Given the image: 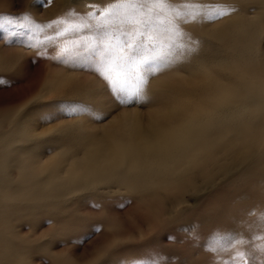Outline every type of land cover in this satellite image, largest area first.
<instances>
[{
	"label": "rangeland",
	"instance_id": "rangeland-1",
	"mask_svg": "<svg viewBox=\"0 0 264 264\" xmlns=\"http://www.w3.org/2000/svg\"><path fill=\"white\" fill-rule=\"evenodd\" d=\"M107 2L110 0H0V13H31L37 22L47 23L65 16L70 10L83 13L87 11L86 4L99 6ZM176 2L182 3L183 0ZM201 2L231 5L238 11L214 23L197 20L183 25L193 40L199 42L198 54L189 63L152 79L148 88L150 102L126 107H121L106 81L91 67L63 65L51 58L56 55L53 48L44 54L36 49L17 46L15 41L9 46L4 42L6 33L0 28V78L5 80V84L0 85V158L6 156L9 160L3 175L14 185L7 196H0V222H6L4 238L11 244L6 252H17L14 262L1 257L6 264H121V261L130 264L131 260L144 256L150 250L165 254L169 258L168 264H215L216 254L205 250V245L216 231L243 234L251 241L243 246L246 251H253V243L259 244V240L252 241V237L264 236V227L260 226L259 220L260 214L264 213V176L255 184H249L246 181L248 177L243 178L246 174L251 175L252 170L247 168L253 163L244 148H240L241 152L239 148L234 149L226 155L227 158L223 156L214 162L209 168L212 171H203L197 165L190 185L181 191L154 188L153 185L143 190L129 189L132 185L106 180L93 190L63 192L65 194L60 193L59 196L49 190L44 192L42 200H35L29 199V192L21 188L19 173L22 167L41 170L40 166L59 162L67 169L73 161L87 157L94 144L105 143L107 136L124 118L136 115L147 128L151 117L174 110L177 96L167 83L173 80L178 87L189 89L191 83L198 85L203 82L202 60L207 62V75L221 83V90L199 91L190 110L200 109L203 99L223 94L221 91L244 90L236 98L228 95L226 99L231 101L263 97L264 0ZM243 19L258 24L257 29L252 28L253 36L248 37L253 40L252 59L263 66L257 73L243 71V67L228 65L225 61L224 66L218 64V58L226 59L233 52L231 45L237 44L238 40L230 37V31L233 22L243 27ZM213 30L223 36L222 45L210 37ZM215 60L217 63L213 62ZM220 73L238 76L236 84L230 86L221 79ZM241 73H245L243 78ZM70 77L76 83L72 93V86L67 84L70 81L66 80ZM52 82L60 85L56 87L60 90H54ZM251 89L253 93L248 95L246 91ZM65 102L85 111L69 115L59 107ZM250 111L253 112L252 109ZM96 113L103 114V122H98ZM49 114L50 121L45 122L42 117ZM256 115L258 121L262 120L264 110ZM146 130L148 134L151 131L150 128ZM258 150L261 151L260 148ZM238 151L240 155L236 154ZM47 174L43 172L42 177ZM198 174H202L201 178ZM150 194L164 195L163 206L167 208L164 211L169 212L168 215L157 218L149 211L150 199L146 197H152ZM176 199H180V203ZM7 206L12 209H6ZM97 225L101 227L98 233L94 230ZM193 233L200 236L199 241L192 239ZM249 264L257 262L250 259Z\"/></svg>",
	"mask_w": 264,
	"mask_h": 264
},
{
	"label": "bare ground",
	"instance_id": "bare-ground-1",
	"mask_svg": "<svg viewBox=\"0 0 264 264\" xmlns=\"http://www.w3.org/2000/svg\"><path fill=\"white\" fill-rule=\"evenodd\" d=\"M243 22V27L233 22L234 25L231 31L229 30L231 32L230 37L236 38L238 42L237 44L231 45L233 52L226 59L218 58V64L222 65L225 61L228 65L231 63L234 66L243 67V71L257 73V70L259 68L263 69V66L257 63V60L254 58L252 59L251 44L253 40L248 37L253 36L251 34V31L253 32L252 28L254 26V29H257L258 24L250 21L245 22L244 19ZM210 33V37H213L217 43H221L222 45L223 36L219 34L217 30H213ZM208 60L210 61V59H207V61ZM213 62L217 63L216 60ZM206 63L205 60H202L201 70H204L203 73L205 76L203 75V82H199L198 85L194 83L190 85V82L187 81V84H189L191 88L183 89V87H178L173 80L167 83L168 88L177 96L174 110H169L166 113H160L151 117L147 128H145V125L136 115L124 118V120L117 123L115 126L117 129H113L109 137L107 136V141L105 143L94 144L92 147L93 151H91L87 157L73 161L67 169H64L65 166L62 167L59 162L40 166L41 170L38 168L32 169L31 166H29V168L22 167L19 173L21 188L29 192V199L35 198V200H42L45 196L44 192L49 190H51L52 194L55 196H59V194L63 192L84 191L87 189L93 190L100 182L106 180L116 181L124 186L132 185L130 188L127 187L129 189L143 190L153 185L155 186L154 188L158 187L167 188L170 189V191L171 189L181 191L183 189L185 190L186 186L190 185L189 181L194 177L196 172L194 169L197 165L201 166V170L207 171L217 160L223 156L226 157L232 150H237L238 148V150L244 148L250 155L251 162H253V165L250 163L251 165L247 168L252 170L251 175L250 173L246 174L249 170H246V172L242 171L243 174H246L243 178L246 179V177H248L246 181L249 184H255L264 176V135L261 134V132H264V118L258 121L256 115L258 112L264 110V103H257L264 102V94L259 100L256 98L250 99L244 97L238 101L233 99L231 101L226 99L228 95L236 98L244 90L233 89L230 93L221 91L223 94H215L211 98L208 97L203 99V106L200 109L190 110V107L194 106L193 104L196 101L194 96L199 91L220 92L221 90V83L211 80V77L207 75ZM259 71L260 70H258V72ZM220 74L221 75H218L222 77L221 79L227 81L230 86L236 84L235 78L238 76L235 77V74ZM244 74L241 73L240 77L243 78ZM66 80L70 81V83L68 82L67 84H69L70 87L72 86L70 93L74 92L76 87V83L72 82L74 78L70 77L66 78ZM51 85L54 90H60V88H56L60 87V85L58 86L55 82H52ZM246 93L250 95V93H253V89L246 91ZM197 99L199 100V98ZM256 100L258 101L256 102ZM251 109L253 112L250 111ZM148 128L151 129L149 134L146 130ZM257 147L260 148L261 151H259ZM237 153H239V151L236 152V154ZM15 159L19 160L16 156ZM109 161L112 163H108ZM8 162L9 160H7L6 156L0 158V196L3 194L7 196L8 192H11L14 188L11 179L3 175V171L7 167ZM235 162L236 161H234V163ZM230 164L231 162L228 163L229 166ZM237 165L239 166V164ZM232 166H234V164ZM238 166L236 169H238ZM243 166L245 167V165ZM210 170L212 171V169ZM224 170H226V168ZM43 172L48 174L42 177ZM200 175L202 174H198L197 176L200 177ZM224 175L225 174H223V176ZM204 182L206 183V181ZM191 183H193V181ZM143 185L147 186H145V188L141 187ZM58 189L62 191L60 192ZM4 190H6L7 193H5ZM162 197L157 194H154L152 197H146L150 199L149 211H152L157 218H161V216L165 214L168 215L169 213L164 211L167 208L164 209V200ZM178 197L179 196H177V198ZM177 200L178 199H176V201ZM12 205L13 208H16L14 204ZM7 207L8 208H5H11L9 206ZM0 209L2 208L0 207ZM5 223L0 222V246L4 245L0 248V264H6V262L3 261L5 258H8L9 262H14L12 261L13 258L17 257L15 254L17 252H6V249H8L9 246L11 247V244L7 243L4 238ZM18 250H20V248ZM1 257H4V259Z\"/></svg>",
	"mask_w": 264,
	"mask_h": 264
},
{
	"label": "snow or ice",
	"instance_id": "snow-or-ice-1",
	"mask_svg": "<svg viewBox=\"0 0 264 264\" xmlns=\"http://www.w3.org/2000/svg\"><path fill=\"white\" fill-rule=\"evenodd\" d=\"M85 7L87 11L83 13L70 10L47 23L37 22L31 13H0V28L6 33L4 42L11 46L15 41L17 46L44 54L53 48L56 55L51 58L61 64L91 67L106 81L121 107L150 102L151 80L189 63L198 54L199 42L183 25L197 20L214 23L238 11L235 6L201 0H110ZM3 84L5 80L0 78ZM59 107L69 115L85 111L66 102ZM95 118L98 122L105 119L100 113ZM42 119L49 122L50 114ZM259 220L264 227V213ZM94 230L98 233L101 227L97 225ZM192 239L199 241L200 236L193 233ZM255 240L259 244L253 243V251H246L243 246L251 241L243 234L216 231L208 238L205 250L216 254L215 264H249L250 259L264 264V236L252 237ZM168 260L165 254L150 250L130 264H168Z\"/></svg>",
	"mask_w": 264,
	"mask_h": 264
}]
</instances>
